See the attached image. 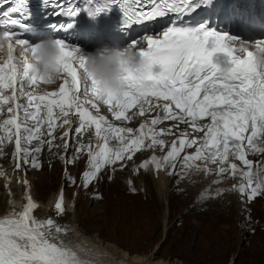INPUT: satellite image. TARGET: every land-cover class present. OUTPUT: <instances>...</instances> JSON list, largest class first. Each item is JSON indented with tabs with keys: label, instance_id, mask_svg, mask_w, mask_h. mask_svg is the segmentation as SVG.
<instances>
[{
	"label": "snow or ice",
	"instance_id": "obj_1",
	"mask_svg": "<svg viewBox=\"0 0 264 264\" xmlns=\"http://www.w3.org/2000/svg\"><path fill=\"white\" fill-rule=\"evenodd\" d=\"M26 2L18 0L17 5L10 9L11 13L18 15L5 19L3 24L25 29L21 17L24 16L22 6ZM137 3L138 0H111L109 4L106 0L105 7H89L83 11L95 18L101 12L119 7L123 13L124 27H127L154 21L169 13L187 15L197 8L208 7L210 0H178V3L157 0L154 6L146 10L137 9ZM56 7L61 5L57 4ZM81 11L78 5L69 6L66 12L53 15L65 14L75 18ZM3 16L9 17V12H4ZM72 26L69 23L62 27L70 29ZM154 35L156 38L145 35L139 40H133L130 46L135 48L141 45L137 48V54L147 57L155 65V72L143 81L131 75L125 77L127 89L120 93L103 90L94 80L89 81L83 75L85 59L79 54L80 49L56 39L55 43L60 49L57 60L59 76L51 83L61 79L63 83L58 92L40 94L36 88L25 91L26 87L38 85L39 82L46 83L32 63L38 46L20 39L19 31H0V50L7 51V60L0 64V89L12 90L10 96L0 94V105L9 104L23 96L28 100L27 104H15V109L23 110V121L18 123L14 108L9 106L7 112L13 115L0 123L5 131L11 132L8 126L15 129V152L20 157L17 169L29 163L26 157L31 152H41L40 145L47 143L50 149L53 146L61 147L55 144L57 128L64 129L59 139L64 141L62 146L67 150L71 147L72 136L79 135L82 140L94 126V135L98 138L96 146L80 143L76 149L77 153L88 157L89 170L84 173V187L98 180L104 168L117 164L123 167L143 147L161 150L167 147L169 150L162 159L153 156L144 161L140 169H148L151 164L157 172L166 166L174 170L175 161L181 158L182 167L200 171V165L196 163L200 161L204 163L203 171L206 174L212 171L209 164L217 166V175L221 177L226 174L235 177L239 172L241 179L247 183L241 184L238 191L246 195L248 200L264 195V179H260L257 173L254 182L253 164L247 158L249 150L264 152V147L260 146L264 144V39L244 41L239 37L219 33L204 23L195 26L173 23L162 31V35ZM144 41L146 48L142 46ZM237 42L239 47L234 46ZM246 44H254L260 55L249 51ZM17 45L19 52L14 56ZM14 60L17 62L14 63ZM82 90L84 100L76 95ZM89 92L96 100L110 106L109 111L116 121L131 120L136 113L126 114L137 107L140 116L151 113L156 115L135 130L131 127H116L103 115H92L84 107L90 102L87 98ZM33 106L35 111H29ZM41 106L46 109L45 116H40ZM92 107L97 106L93 103ZM54 109L59 110L55 115ZM73 115H78L79 120L75 127H72ZM168 119L175 124L157 130L155 126ZM29 120L35 121V124L30 125ZM45 124L47 140L41 139L44 135L42 126ZM180 124L188 125L192 132L179 130ZM173 128L177 129L179 135L168 145L159 137L176 136L177 131H173ZM193 133H203V136L198 137ZM11 138L8 137L9 140ZM33 139H38L40 145L31 149L22 147V141L31 144ZM113 139L117 143L110 146ZM146 139L150 140L147 145ZM191 148H195L194 153L180 156L185 149ZM22 152L23 157L20 156ZM31 166L39 167L35 158ZM24 183L27 185L26 180ZM220 194L217 192L216 195ZM37 207L31 195H28L21 210H13L0 218V264H95L93 260H81L77 252L64 243L62 235L68 229L56 224L52 218L36 217L34 211ZM54 210L58 214L65 212L62 195ZM76 247L79 248L78 245ZM89 254L97 260L107 255L101 252Z\"/></svg>",
	"mask_w": 264,
	"mask_h": 264
},
{
	"label": "rangeland",
	"instance_id": "obj_2",
	"mask_svg": "<svg viewBox=\"0 0 264 264\" xmlns=\"http://www.w3.org/2000/svg\"><path fill=\"white\" fill-rule=\"evenodd\" d=\"M56 135L55 144L61 147L50 149L45 143L42 152L34 157L31 152L26 157L29 160L25 165L27 178L35 183L34 195L43 202L65 184L68 198L77 205L76 218L86 235L98 234L103 242L116 244L134 257L154 253L159 259L181 264H264V195L248 200L240 192H230L234 191L231 187L235 184L230 187V182L213 178V175L207 176L208 184L200 186L195 182L193 186L186 185L190 187L187 189L179 174L172 171L165 201L151 182L150 174L145 172L146 185L142 179L135 183L125 174L134 161L149 157L147 147L136 152L133 160L126 161L123 167L115 166L121 176H114V182L110 175L113 166H109L102 170L98 180L84 187L81 174L89 170L88 157L77 153L76 149L80 143L89 145L92 139L84 135L81 140L77 135L70 149L65 151L59 134ZM260 154L264 152L251 156L258 159L256 169ZM12 155V147H6L1 158L4 165L13 164ZM63 157L69 160L67 173L63 172ZM33 158L39 167L31 166ZM178 161H175L176 167ZM14 166L13 170L20 176ZM256 179L254 173V182ZM17 187L20 183L13 187L14 194L18 193ZM135 188L139 194H134ZM217 192L221 194L216 195ZM231 196H237L236 202ZM203 197L223 198L206 201L204 209L197 205ZM10 201L0 180V212L4 213Z\"/></svg>",
	"mask_w": 264,
	"mask_h": 264
},
{
	"label": "bare ground",
	"instance_id": "obj_3",
	"mask_svg": "<svg viewBox=\"0 0 264 264\" xmlns=\"http://www.w3.org/2000/svg\"><path fill=\"white\" fill-rule=\"evenodd\" d=\"M17 51V49H16ZM14 56H16L14 54ZM7 60V51L6 49L0 54V64H3L5 61ZM16 62V60H14V63ZM45 90H54L55 92H58V86H48ZM148 116L150 115V119L152 117L155 116V113H151V114H147ZM171 123H166L164 125V127L162 128H167ZM117 127H131L134 130L139 128L138 124L135 123H130V124H118ZM160 129V128H158ZM157 129V130H158ZM179 130H187L188 132H192V129L189 126H185L180 124L179 125ZM174 131H177V129H175ZM89 134L88 138H91L92 141H89V144H91L93 147L96 146V144L98 143V138L95 137L94 134H90V133H86ZM194 135L197 136V133H193ZM179 132L177 131V135L176 136H170L168 137L167 135H164L162 137H159L161 139H163L166 144L170 145L171 141L175 140V138H178ZM87 138V137H86ZM64 143V141H63ZM117 143V141L114 139L113 142L110 143L111 145H115ZM147 143L145 142V145ZM261 147H264V144L260 145ZM155 150L158 153H161L160 151H163V153H161V159L163 158V156L166 154V152L169 150V148L166 147V149H159V148H155ZM195 148H191V149H185L184 152H181L180 156L182 157L185 153H194ZM53 154V153H52ZM255 152L249 150L248 154H247V158L250 160L252 159V155H254ZM12 158L14 157V153L12 155ZM259 158V167L256 169L253 168V173H258L259 178L260 179H264V154H260ZM11 158V159H12ZM149 160V157H147L144 161ZM178 167H176L174 170L171 169L170 166H166V168L164 170H161L159 172H157L154 168L153 165H149L148 169H140V165L144 162V161H134V163L131 164L130 169L128 170L129 172L125 173L128 174L129 176V180L134 181L135 183H138V181H141L140 179H142V183L144 185L147 184V181L143 182V178L145 176V172L150 174L151 176V182L156 186L157 192L159 193V195L161 197H163V200L167 201L166 198V190L167 187H169V177L170 175L168 174L169 172L172 171H176L179 174V178H182V181H184V185L187 189H189V186L186 185H190L193 186L195 185V182L197 184L200 183V186H204L205 184H208L207 182V176L209 175V177L211 175H213V178L215 177L216 179H223V180H227L228 182H230V187L231 185L235 184V186L240 185V183H246L244 182V180L241 179L239 172H237L236 176L233 177L230 174H226L224 177L218 176L217 175V166L216 165H212L209 164V168L212 169V171L210 173H205L203 171L204 168V163L197 161L196 163L200 165L201 170L200 171H196L195 168L189 169V168H185L182 167V159L178 158ZM258 160V159H256ZM11 161V160H10ZM238 164L239 162L236 161ZM255 162V161H254ZM11 163H13L12 165H4L2 160H0V180L3 181V187H4V192L7 193L9 199H11V201L7 204L6 209L4 211V213L10 209H15L16 211L21 210L24 207L26 198L28 195H31L32 199L34 200V202L38 205L37 209L34 211V215L36 217H38L39 219H46V218H52L56 220V224L60 225L63 228L68 229V231L66 232V234L62 235V239L64 240L65 244H68L69 247H71L73 249V251L77 252V255L80 257L81 260H93L95 261V264H181V263H172L170 261H165L163 259H159L157 254L152 253L149 256H145V257H134L130 254H128L127 252H125L124 250L120 249L116 244L113 243H105L102 241L100 235L95 234V235H86L84 232L81 231V224H79V222L77 221L76 218V209H77V205L76 203H73L72 200H70L69 198H66L65 203H64V208H65V212L63 214H58L55 210H54V206L55 204L59 201V197L62 195L60 193V189L58 190L57 194H54L52 196H50V198L43 202L38 200L35 195H34V186L35 183L31 182L28 180L26 173L23 172V174H20V176H17V172L15 173V171L13 170V165L15 164V159H13V161H11ZM10 163V164H11ZM88 165V161L86 162V166ZM254 165V164H253ZM118 166V164L116 165ZM22 167V166H21ZM111 167V166H110ZM115 168V169H113ZM110 169H112V171H110V175L113 177V179H111V181L114 182V176H121V174H119V171L117 170V167H111ZM131 170V171H130ZM190 173L192 175H190ZM194 175V177H193ZM137 178V180H136ZM178 179V178H177ZM192 179V180H191ZM27 181V185H25L24 181ZM210 180V178H209ZM116 181V180H115ZM222 181V180H221ZM207 182V183H206ZM20 183V187H17L16 189L18 190V193H15V189L13 188L16 184L18 185ZM127 183H128V178H127ZM126 182L123 183V186L125 184H127ZM202 183V184H201ZM234 189V191H230L232 193H237L239 192L238 189L231 187ZM138 189H134V194H139V191H137ZM133 194V195H134ZM241 195V194H240ZM238 196V195H237ZM237 196H231L234 198L235 202H236V198ZM68 197V196H67ZM239 197V196H238ZM204 199L202 200L201 203H197V205L199 206V208H206V201H210V200H220L223 197L220 198H206L203 197ZM64 202V200H63ZM204 208V209H205ZM168 210V208H167ZM3 212H0V217L4 214ZM79 246V248H77L76 246ZM79 249H84V251H80ZM96 252H101V253H106L107 255H102L98 260L96 259V257L94 255H90L89 253L95 254Z\"/></svg>",
	"mask_w": 264,
	"mask_h": 264
},
{
	"label": "clouds",
	"instance_id": "obj_4",
	"mask_svg": "<svg viewBox=\"0 0 264 264\" xmlns=\"http://www.w3.org/2000/svg\"><path fill=\"white\" fill-rule=\"evenodd\" d=\"M36 45L38 47L36 56L32 59L33 67L39 71L46 84H51L59 76L57 60L60 49L55 39L41 41ZM83 57V75L89 81L94 80L101 89L116 93L127 89L125 77L131 75L138 81H143L155 72V65L147 57L139 56L137 49L132 46H104Z\"/></svg>",
	"mask_w": 264,
	"mask_h": 264
}]
</instances>
